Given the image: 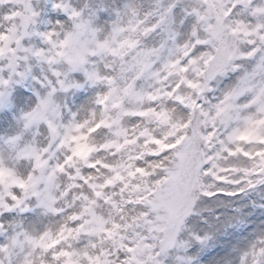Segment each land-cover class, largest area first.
Listing matches in <instances>:
<instances>
[{
	"label": "snow or ice",
	"instance_id": "snow-or-ice-1",
	"mask_svg": "<svg viewBox=\"0 0 264 264\" xmlns=\"http://www.w3.org/2000/svg\"><path fill=\"white\" fill-rule=\"evenodd\" d=\"M0 264H264V0H0Z\"/></svg>",
	"mask_w": 264,
	"mask_h": 264
}]
</instances>
